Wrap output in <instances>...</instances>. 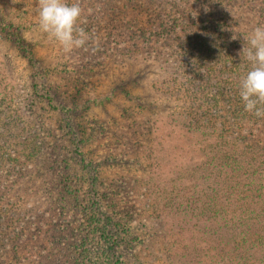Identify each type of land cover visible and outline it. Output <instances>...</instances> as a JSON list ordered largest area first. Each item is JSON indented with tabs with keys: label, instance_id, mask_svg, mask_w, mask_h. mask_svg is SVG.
Here are the masks:
<instances>
[{
	"label": "rangeland",
	"instance_id": "374dc122",
	"mask_svg": "<svg viewBox=\"0 0 264 264\" xmlns=\"http://www.w3.org/2000/svg\"><path fill=\"white\" fill-rule=\"evenodd\" d=\"M162 1L173 0H66L80 4V26L98 41L69 55L39 28V0H0V13L11 20L0 30V222L16 214L11 231L18 233L32 218V233L42 240L56 238V226H70L63 237L76 244L74 264H170L155 247L175 245L174 253L191 255L193 243L210 246L214 238L219 252H229L225 229H244L228 228L221 218L240 215V205L251 200L242 181L248 161H241L238 145H264V123L256 116L234 120L235 106H244L241 80L251 69L240 54L244 37L264 25L258 3L246 24L245 18L239 24L226 20L242 38L233 36V46L221 37L201 46L193 34L200 28H194L191 39L180 30L179 40L149 56L139 29L148 36L161 29L148 11ZM220 2L189 0L184 14L165 7V24L175 18L182 24L188 12L211 26L220 14L240 17L247 9ZM245 27L248 35L241 32ZM14 31L32 58L20 50ZM128 178L131 195L123 189ZM128 196L140 211L146 208L141 219L137 213L145 225L138 237L144 238L133 248L126 245V224L113 202ZM153 204L159 212L153 213ZM1 235L0 228V244ZM112 235L121 239L118 244ZM28 251L7 243L0 255L6 264H29ZM235 255L239 264L259 263V253L247 245Z\"/></svg>",
	"mask_w": 264,
	"mask_h": 264
},
{
	"label": "trees",
	"instance_id": "16d2710c",
	"mask_svg": "<svg viewBox=\"0 0 264 264\" xmlns=\"http://www.w3.org/2000/svg\"><path fill=\"white\" fill-rule=\"evenodd\" d=\"M173 1H162L159 2V5L154 8L152 11H148L151 13L153 17V21L159 20L160 21V28L157 32L152 34L151 36H148L146 34L147 29H139L141 32L140 38H142L143 41V47L145 52L148 53L149 56H155L154 54H159L161 52L160 48H163L164 46L170 47L173 43V40H179L181 38V35L179 34L180 30L185 34V38L191 39V34L194 32V28H200V33L195 34V38L198 39L201 46H204L205 44H212L216 43L214 40L216 38H223L222 44H225L227 41L230 46L235 45V43L238 41L234 40V38L239 39L238 31L235 29H232L228 26V23H226V20L230 19L232 22H235L236 24L243 19L244 23H247L248 19V12L252 11L251 9L254 7V4L258 3L257 6V12L259 14V17H261L264 20V0H225V5L230 4H238L241 3V5H237L241 10L242 8H245L243 6L247 5L246 10H242L240 17L235 14V17L229 16V13L227 12L226 16L219 15L218 21L216 23H213L211 26H207L206 22L207 20L204 18H201L198 14L193 15L192 17L188 16V12L186 13L187 17L185 18V22L180 23L178 18L170 19L171 22L167 25L165 24V20L163 16H169V13L164 11V8H171L174 9V13H180L184 14L186 12L187 2L189 0H178V3H171ZM204 3H214L215 6H221L220 0H202ZM179 2L183 7L179 6ZM169 6V7H168ZM192 6V5H189ZM138 7V5H137ZM136 7V8H137ZM163 8V10H162ZM147 8L146 10H148ZM240 10V11H241ZM254 10V9H253ZM193 11V10H192ZM196 11V10H195ZM239 11H237L238 13ZM242 16V17H241ZM241 18V19H240ZM177 19V20H176ZM199 21V27L196 25V21ZM11 20L6 21L4 14L0 13V30H2L3 26L10 25L9 23ZM149 22H152V20ZM264 24V23H263ZM246 26V25H245ZM143 30V31H142ZM249 28H244L243 35L247 34L249 32ZM204 33V34H202ZM14 38L16 39V43L19 46L20 50L26 54V56L32 58V53L27 51V48L25 47V41L21 37L20 33L17 31H14L13 33ZM235 34V35H233ZM248 35V34H247ZM172 36V37H171ZM235 36V37H233ZM240 38L239 40H241ZM245 40V39H244ZM213 41V43H212ZM188 43L190 44L191 41L189 40ZM246 40L243 42L245 44V47H247ZM188 44V45H189ZM157 46V47H156ZM180 44L178 45V47ZM199 54V53H198ZM241 56H245L246 54L243 52V49L241 50ZM89 57L88 54L83 55V57ZM242 59V58H241ZM240 59V60H241ZM245 60V57L241 61ZM247 67V64L245 65ZM237 68L233 66L231 68V72H235ZM236 115L234 120H239L241 123L242 121L248 119V117H253L255 115L250 114L245 111L244 106L237 105L235 106ZM263 122L264 123V117H257V122ZM237 124V127H242V124ZM193 127H197L196 131H206L207 129L205 127H201L199 125H193ZM225 140L228 142L232 141H238V139H233L232 137H226ZM238 148L241 151V159L242 162H247L246 170L243 168L241 171L242 173V181H244L246 186V191L249 194L248 196L251 198L249 205L245 208V205L241 204L238 208V211H241V214L238 216H235V213L232 217L224 216L221 218L222 222H224V225L231 229H238V228H244L242 232L233 234L228 232L227 229H225V234L223 236L227 239L229 247L232 248L231 251L227 252L224 250V252H219L216 248L219 247L217 244L216 248L215 243L218 241V239L214 238V242L210 246H205L202 242H195L191 246L193 253L185 255L182 253H174L175 251V245L174 248L169 249L167 251H163L160 249L161 247H155L154 253L156 255H159L162 259L168 260L171 263L170 264H239L240 259L239 256L235 255V252L241 249V245L250 247V249H254L255 252L259 253V257H256L259 260L258 264H264V145L263 146H254L249 147L245 146L243 147L242 144L238 145ZM226 149L228 150V146L226 145ZM231 150V149H230ZM56 159V158H55ZM18 160V159H17ZM18 162H20L18 160ZM48 163L55 164L57 161H50ZM25 170V169H24ZM22 171L23 176L26 177H32V171L26 170ZM50 174H58L59 170H51L47 171ZM131 177V176H130ZM125 180V179H124ZM132 178H128L126 181V186H123V189L130 195L134 193L133 190V184H132ZM6 186H4L5 188ZM6 190V189H5ZM122 190V188H121ZM7 191V190H6ZM116 204L120 207L121 211L119 212L122 215V218L125 221L127 231L125 233L128 242L126 243L127 246L130 248H133L136 244L139 246L141 244V239L144 238V235L141 234L140 238L138 237L140 231L143 229L145 231V225L142 224V221H139V218L141 219V213L145 211V209L140 211V207L137 208L135 201H132L131 197L128 196L126 198V201H115ZM114 204V203H113ZM115 205V204H114ZM149 206V205H148ZM151 207V205L149 206ZM160 205L153 204L152 210L153 213L157 210L159 212ZM218 211V210H217ZM216 211V212H217ZM220 211H223L220 209ZM8 212V211H7ZM104 217H107L108 220L113 222V218L104 211ZM16 214H11V217H9V213H7V217L4 218V221L0 222V228L2 230L1 235V244L0 248H3L7 243L9 245H13V248L15 249H27L30 251L29 255V264H74V258H75V252H76V244H73V238L69 240V238L63 237V231L66 229H69L70 226H66V228H60V225L56 226L57 229V237L56 238H48L45 237L44 240L40 238L39 235H35V233H32L31 227H32V218L29 221V217H27L24 222H26V225L24 228H21L20 232L13 233L11 231V225H12V219L15 221ZM145 219V218H144ZM16 220L15 222H17ZM134 222H138V225L136 226ZM38 226H36L37 228ZM246 229H251L249 232ZM130 230V231H129ZM132 231V232H131ZM37 232H40V227L38 228ZM62 232V233H61ZM107 235H111L110 232L107 233ZM122 238V237H121ZM148 237L146 236V239ZM158 238V236H157ZM255 239V240H253ZM118 237H115L114 235L111 236V241H113L115 244H118L120 242ZM123 242V241H122ZM16 243V247H14V244ZM151 243V242H150ZM49 244L50 247L47 245ZM152 245V244H151ZM47 246V248H46ZM115 246V245H114ZM209 247V248H208ZM228 247V246H227ZM114 248V247H113ZM208 248L209 251L205 252ZM75 249V251H73ZM118 247H116V250ZM31 250H34L31 254ZM162 250V251H161ZM28 251V252H29ZM114 251V249L112 250ZM185 252V251H184ZM114 255H111L114 259H116V253L114 251ZM233 254V255H232ZM110 255V253H109ZM232 256V257H231ZM206 258V261L204 259ZM233 258L236 260L237 263L232 262ZM0 264H6L5 259L2 258L0 255ZM113 264H121L120 261L117 259ZM124 264V263H122Z\"/></svg>",
	"mask_w": 264,
	"mask_h": 264
},
{
	"label": "clouds",
	"instance_id": "9594fccd",
	"mask_svg": "<svg viewBox=\"0 0 264 264\" xmlns=\"http://www.w3.org/2000/svg\"><path fill=\"white\" fill-rule=\"evenodd\" d=\"M83 9L79 3L66 0H39V28L54 39L66 54L75 50H88L90 43L97 44L80 26ZM243 48L251 69L241 80L240 97L245 111L256 117H264V25H258L244 37Z\"/></svg>",
	"mask_w": 264,
	"mask_h": 264
}]
</instances>
